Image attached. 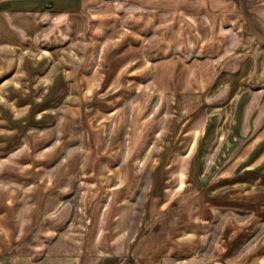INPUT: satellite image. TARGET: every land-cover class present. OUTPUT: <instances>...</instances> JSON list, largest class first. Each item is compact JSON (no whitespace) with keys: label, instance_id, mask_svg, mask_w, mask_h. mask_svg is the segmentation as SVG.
I'll return each mask as SVG.
<instances>
[{"label":"clouds","instance_id":"9594fccd","mask_svg":"<svg viewBox=\"0 0 264 264\" xmlns=\"http://www.w3.org/2000/svg\"><path fill=\"white\" fill-rule=\"evenodd\" d=\"M0 264H264V0H0Z\"/></svg>","mask_w":264,"mask_h":264}]
</instances>
